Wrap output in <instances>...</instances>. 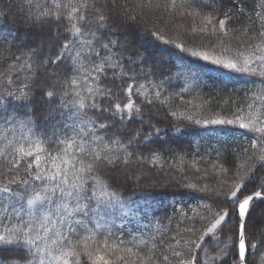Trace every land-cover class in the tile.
Here are the masks:
<instances>
[{"label":"snow or ice","instance_id":"6c2138e0","mask_svg":"<svg viewBox=\"0 0 264 264\" xmlns=\"http://www.w3.org/2000/svg\"><path fill=\"white\" fill-rule=\"evenodd\" d=\"M14 15L32 43L14 54L0 40V264H264V0L0 2V20ZM188 35L207 43L178 42ZM158 44L173 63L148 65ZM175 79L252 87L232 118L205 116L211 97L196 116L162 98ZM184 121L247 140L234 168L217 152L214 184L160 142L161 123ZM142 184L182 188L206 211L181 208L173 229L133 208Z\"/></svg>","mask_w":264,"mask_h":264},{"label":"trees","instance_id":"16d2710c","mask_svg":"<svg viewBox=\"0 0 264 264\" xmlns=\"http://www.w3.org/2000/svg\"><path fill=\"white\" fill-rule=\"evenodd\" d=\"M0 2H4V0H0ZM244 4L251 7L252 0H244ZM13 12H15V9H13ZM169 36L170 38H175L174 33H169ZM4 37H7L8 40V43L3 45L4 50L9 49L11 46V52L14 54H20L17 51V45L32 43V37L27 34V30L24 27L20 26V19L15 15L9 17L7 20H0V40ZM178 42H182L188 47H202L207 43V40L202 39L193 42L192 36L188 35L182 36ZM165 47L166 46L163 44H158L155 48H148L146 56L148 57L147 63L149 66L162 62H167L169 64L173 63L168 57L167 52H165ZM45 54H47V49H45ZM4 56L8 57V59L11 58L7 51L4 52ZM0 62H3L2 59H0ZM40 71L42 72L43 70L40 69ZM208 75L216 77L215 72H211ZM157 76H159V73H157ZM21 79H23V77H21ZM194 87L193 84L186 85L183 79H175L167 87L162 89V98H170L168 103L172 110L184 112L187 108L194 115L199 116L201 114V109L195 105H199L203 100L211 97L214 98L213 103L211 106L205 107L203 114L209 117L219 114L221 118H232L230 109H234L236 105H240L244 102L246 94L250 95L247 89L252 86L250 84L246 85L243 81L232 83L225 79L223 83H221L218 79H206L195 92H193ZM37 95H39V93ZM229 99L235 101V104L227 105L223 103L224 100ZM189 101L192 103L189 104ZM42 106H46L45 100H37L35 119L40 124L44 123V113L40 110ZM161 111L162 113L167 112L169 111V107H163ZM162 118L161 116V119ZM169 119L172 118L169 117ZM175 123H177V121L173 120V124ZM187 123V121L181 122L179 130L175 128L169 129L167 122L161 123L160 127L163 131L160 142L166 141L167 143L164 144L165 149L170 145L172 149L177 150L178 154H182L179 152V150L182 149L188 154L186 160L195 157L199 161V166L201 167V173L197 175L202 176L204 169H207V181L210 185L214 184L217 176L211 168V165L217 160V152L221 153L222 162L225 167L234 168L237 162L236 155L241 151L242 147H247V140L241 136L226 134L230 131L227 128H224L226 129L224 131L206 132L195 124H190L188 127H185L184 125ZM201 156L204 157L202 161H200ZM168 158L169 157H166V159ZM176 163L179 166V160H177ZM184 167L187 170L188 163H185ZM190 178L195 179V176ZM184 191V189L172 185L167 187H152L150 184H142L136 188V192L143 194L147 199H140V197L137 196V203L133 205V208L135 209L138 207L141 212L147 210L150 216L155 215L160 218L161 222L165 225L169 223L168 218L172 217L171 227L175 229L178 223L176 218L180 216L181 208L189 215H192L194 211H206L199 206L197 201L184 198L182 196ZM259 207L264 209V204L259 205Z\"/></svg>","mask_w":264,"mask_h":264},{"label":"bare ground","instance_id":"6f19581e","mask_svg":"<svg viewBox=\"0 0 264 264\" xmlns=\"http://www.w3.org/2000/svg\"><path fill=\"white\" fill-rule=\"evenodd\" d=\"M225 128H227V129H229V130H230V126H226ZM224 130H226V129H224Z\"/></svg>","mask_w":264,"mask_h":264},{"label":"rangeland","instance_id":"374dc122","mask_svg":"<svg viewBox=\"0 0 264 264\" xmlns=\"http://www.w3.org/2000/svg\"><path fill=\"white\" fill-rule=\"evenodd\" d=\"M160 58V57H159Z\"/></svg>","mask_w":264,"mask_h":264}]
</instances>
